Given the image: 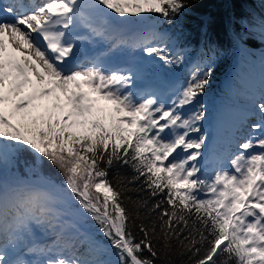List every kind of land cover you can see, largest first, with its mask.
Segmentation results:
<instances>
[{"label":"snow or ice","instance_id":"snow-or-ice-1","mask_svg":"<svg viewBox=\"0 0 264 264\" xmlns=\"http://www.w3.org/2000/svg\"><path fill=\"white\" fill-rule=\"evenodd\" d=\"M198 2L0 0V264H264V51L217 154L201 97L219 49L190 59L158 27ZM260 3L235 21L245 55ZM161 65L186 76L138 90Z\"/></svg>","mask_w":264,"mask_h":264},{"label":"trees","instance_id":"trees-1","mask_svg":"<svg viewBox=\"0 0 264 264\" xmlns=\"http://www.w3.org/2000/svg\"><path fill=\"white\" fill-rule=\"evenodd\" d=\"M261 7L260 0H199L191 9L177 17L172 25L160 19V30L174 34L187 47L190 59L197 58L208 43L218 47L219 54L214 59L213 74L206 90V96L212 98V102H217L216 105L246 103L244 94L254 91L242 76L253 79L258 77L254 74L252 63H249L250 58L233 44V32L240 31L236 20L250 12H259ZM248 43L250 50L261 47L256 41ZM242 60L243 62H240ZM235 62L237 65L233 68ZM157 64L159 65V62ZM158 72L165 78L176 75L180 81L186 76L185 70L177 71L162 65L159 66ZM158 72L150 80H159ZM229 79L233 81L234 93L228 87ZM115 171L113 169L110 176L114 175ZM120 171L130 174L128 169Z\"/></svg>","mask_w":264,"mask_h":264},{"label":"rangeland","instance_id":"rangeland-1","mask_svg":"<svg viewBox=\"0 0 264 264\" xmlns=\"http://www.w3.org/2000/svg\"><path fill=\"white\" fill-rule=\"evenodd\" d=\"M261 51H264V48H262ZM253 52L255 53V50ZM260 52L255 53L254 56L247 55L250 58L249 63H252L253 65H255V62L256 63H259L258 58H259ZM237 58L239 60L240 59V56L237 57ZM240 62H243V60L240 61ZM158 75H159V80L153 81V80H150V79H145L143 81H138L137 84H136V87H139L140 85L143 87V89L148 88V87H158V88L161 89V91H165L168 87H170L172 84H174V83H176L178 81L175 78V76H173V79H172V77L171 78H165L162 75V73H160V72H158ZM259 76H260V74H258L257 77L259 78ZM258 78L253 81V80H251V79H249L247 77L242 76V79L243 80H245V81H247V82H249V83H251L253 85L258 84V82H259V79ZM166 97H167V95L165 94V97L164 98H166ZM201 99L205 103L206 107L207 108H210L209 110H213V111H209V114H208L206 120L208 122H211L212 124L217 125L218 115L223 110V109L217 110V108H219L221 106V104L218 105L217 107L213 108L212 106L215 105L217 102H212V98H210L209 96L204 95V96L201 97ZM188 111H191V110L188 109ZM254 122H255V118H252V119H250L248 121L249 125L251 123H254ZM208 133L210 135V140H211L212 148H215L216 150H218V148L216 147V146H218L219 147V150H221L223 152V149H224L225 146L220 143V138L217 135L216 129H215V131L210 130V132H208ZM214 142H215V144H214ZM233 150H235L234 146H233ZM206 158L208 160H210V157H207L206 156ZM99 238L102 239V240L104 239L102 236H100ZM105 243H107V241H105Z\"/></svg>","mask_w":264,"mask_h":264},{"label":"bare ground","instance_id":"bare-ground-1","mask_svg":"<svg viewBox=\"0 0 264 264\" xmlns=\"http://www.w3.org/2000/svg\"><path fill=\"white\" fill-rule=\"evenodd\" d=\"M90 50V49H89ZM88 48L85 46L84 50L82 51V56L85 54H88V52H91V50L89 51ZM168 97H166L165 99H167ZM212 126L211 122H208L207 120L205 122H203V128L205 131L210 132V127Z\"/></svg>","mask_w":264,"mask_h":264},{"label":"flooded vegetation","instance_id":"flooded-vegetation-1","mask_svg":"<svg viewBox=\"0 0 264 264\" xmlns=\"http://www.w3.org/2000/svg\"><path fill=\"white\" fill-rule=\"evenodd\" d=\"M249 83V82H248ZM259 83V82H258ZM250 84V86H251V83H249Z\"/></svg>","mask_w":264,"mask_h":264}]
</instances>
